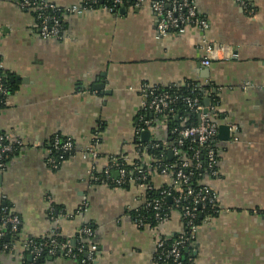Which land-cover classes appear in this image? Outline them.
Returning <instances> with one entry per match:
<instances>
[{"label": "crops", "instance_id": "1", "mask_svg": "<svg viewBox=\"0 0 264 264\" xmlns=\"http://www.w3.org/2000/svg\"><path fill=\"white\" fill-rule=\"evenodd\" d=\"M52 1L63 8L84 2ZM154 1L117 12L96 7L68 14L60 40L35 35L33 16L17 0H0V61L13 85L0 111V132L26 143L0 173V206L9 205L21 219L18 248H0V264H27L31 257L26 262L22 242L56 226L73 238L84 222L95 228L96 264H156L157 230L141 228L135 218L144 191L89 178L93 166L101 171L113 157L134 156L144 84H212L218 96L214 119L229 128L219 130V175L209 179L220 210L198 230L195 264H264V0H249L251 13L236 0H194L209 27L162 38L150 8ZM208 45L224 50L204 66ZM56 136L71 137L76 150L52 167L46 147ZM96 136L99 157L84 158L81 152ZM111 174L118 176L117 170ZM84 200L88 208L79 216ZM52 209L62 216L55 220ZM181 231L178 210L158 226L167 237ZM42 264L78 262L59 257Z\"/></svg>", "mask_w": 264, "mask_h": 264}, {"label": "built area", "instance_id": "2", "mask_svg": "<svg viewBox=\"0 0 264 264\" xmlns=\"http://www.w3.org/2000/svg\"><path fill=\"white\" fill-rule=\"evenodd\" d=\"M248 13L252 12L249 0H236ZM19 7L26 11L35 12L32 32L42 38H56L63 40L64 26L63 18L68 14H83L87 10L96 7L106 8L117 12L121 7L134 6L136 8L144 5L145 0H113L112 5L102 4L95 6L98 0H84L81 6L60 7L52 0H17ZM95 6V7H94ZM150 8L157 16L156 35L158 38L168 36L172 33H183L189 27H198L206 30L209 23L201 16L194 0H157ZM224 48L217 45H208L206 50L208 56L202 61L204 66L211 65V59L215 58L218 50ZM235 56V55H234ZM3 66L0 63V97L6 96L4 87ZM172 87V86H170ZM192 91L201 88V85L191 84ZM214 91V90H213ZM212 91L205 93V100L211 101ZM7 100V99H6ZM6 100L3 105H6ZM187 114L197 116L198 124H188V117L175 115L180 120V125L168 132L167 119L169 112L173 111L171 98L168 92H162L160 88L150 84H144L141 88V110L137 126L135 128L134 156L127 154L111 158L110 165L104 170L98 171L94 166L89 171L92 183L99 181L95 172L105 173L104 184L111 187H123L136 185L145 194V204L154 212L156 225L145 217H137L136 223L141 228L149 227L157 230L155 236L156 264H194V256H184V249H188L196 240V235L201 224L210 221L212 214L219 212V200L216 191L211 186L209 179L219 175L218 163L220 160V146L218 142L220 123L215 120L214 112L217 103L208 105L201 102L198 97L184 98ZM2 104V103H1ZM2 107L0 106V111ZM148 115L150 118H148ZM162 115L163 119L157 122L152 119ZM187 115V116H188ZM152 117V118H151ZM158 130L166 132V136H160ZM149 131L151 138L145 142L142 133ZM169 134L173 135V141L169 140ZM98 142L96 136L93 143L82 152L84 158H98ZM26 143L19 137L0 132V173L6 171L8 163L1 160L4 157L18 152L25 147ZM34 147H39L36 143ZM49 154L48 164L56 167L53 151L60 152L63 156L75 153L76 146L71 137L56 136L47 144ZM172 152L170 158L169 153ZM130 166V167H128ZM113 170H117L118 176L113 178ZM195 171H201L202 177L197 182L191 183ZM161 178V183H156V178ZM196 185V186H195ZM160 190L158 197H151V192ZM171 200L174 207L179 209L181 216L182 231L169 242V237L158 232V226L166 223L171 211H167L166 200ZM88 203L82 202L76 214L81 216L87 211ZM175 209V210H176ZM52 209L53 218L57 220L62 214ZM21 219L9 206L1 209L0 213V239L7 230L13 234L17 241L21 237ZM94 228L89 222H84L73 238H65L59 226H56L48 236H42L39 240L35 238L22 242L25 254L31 257L29 264H36L40 258H70L78 264H96L99 248L93 242ZM18 246L5 244L3 250L14 252ZM25 255L22 254V257Z\"/></svg>", "mask_w": 264, "mask_h": 264}, {"label": "trees", "instance_id": "3", "mask_svg": "<svg viewBox=\"0 0 264 264\" xmlns=\"http://www.w3.org/2000/svg\"><path fill=\"white\" fill-rule=\"evenodd\" d=\"M130 1L133 2L134 0H130ZM112 3H113V0H98V3L94 4V5L95 6L102 5V4L112 5ZM28 12L33 16V19H34L35 12H32V11H28ZM0 63H1V61H0ZM2 72H3V75H4V87L6 88V91H7L6 96L0 97V106L3 108L4 107L3 104L5 103V100L13 92V85H11L9 76L5 72L4 69L2 70ZM160 90L162 92H164V91L168 92L170 94L171 98L173 99V103H172L173 111L171 113L169 112L168 119H167V129H168L169 133H170L171 130H173L174 128H176V127H178L180 125V120L177 121L175 119V115H178L180 117H185V116L188 117L189 118V123L188 124H198V119H197L196 115H193V114L188 115L187 114L186 104H185L184 98L189 97V96L198 97L201 100V102L204 103L205 102V93L208 90H211L212 91V95H211L212 103H218V96H217L216 93L213 92L214 86L212 84L203 86L201 88H196V90H193V91H192V87L191 86H188V87H177V86L170 87V86H168L167 88L160 89ZM148 118H150L149 115H148ZM163 118H165V117H163L162 115H159L157 117L154 116L152 119H154V120L156 119L157 122H160V120L163 119ZM173 138H174V136L169 134V140L171 142L173 141ZM136 143H137V141H136ZM16 153H13V154L9 155L8 157H4L1 161L4 162V163H9L10 159ZM53 156H54L55 161H57V162H58V160L61 159L60 152H58L56 150L53 151ZM66 157L67 156H63V158H66ZM128 167H130V166H128ZM202 175L203 174L201 173V171H195V173H194V175L192 177L191 183L194 185L197 182V178H199L200 176L202 177ZM95 176L100 178L99 181L96 182V183L104 184V182H105V173L104 172H95ZM111 186H114V185L111 184ZM159 191H160L159 189L152 191L150 193L151 197L154 198V197L160 196ZM4 206H5V204L0 206V213H1V209ZM6 206H9V205L6 204ZM166 208H167L168 212L171 211V210H175L176 209L174 207V203L171 200H168V199L166 200ZM176 210L180 211L179 209H176ZM218 213L219 212L213 213L212 216H216ZM142 216L145 217L147 220H149V222L151 221L153 226L156 225L155 220H154V212H153V210L151 208H147L145 206L138 208L135 211V218L142 217ZM7 231L8 232L6 233V235L2 239H0V248L1 249H3L5 244H8V245L12 246L16 242V240L13 237V234L10 233L9 230H7ZM48 235H45V237L48 236ZM176 236L169 237V242H171L174 238H176ZM41 237L35 238V239L39 240ZM183 251H184V256H186L187 254H192L194 256L193 245L190 246L188 249H184ZM27 257H28V255L26 254V258H25L26 262H28V260H27L28 258ZM47 259H48V257L40 258L39 260L36 261V264H42ZM193 262L195 264V261H193ZM27 264H29V262Z\"/></svg>", "mask_w": 264, "mask_h": 264}, {"label": "water", "instance_id": "4", "mask_svg": "<svg viewBox=\"0 0 264 264\" xmlns=\"http://www.w3.org/2000/svg\"><path fill=\"white\" fill-rule=\"evenodd\" d=\"M104 87H105L104 84H97L96 86H94V88H96L97 90H102V89H104ZM205 104L208 105L209 104V100H205ZM219 130H220V132L228 131L229 130L228 125H221L219 127ZM141 137H142L143 141L147 142V141L150 140L151 134H150L149 131H145V132L142 133ZM225 139H227V138H225ZM169 155H170V158H171L172 157V152H170ZM50 259L52 260L53 258H50Z\"/></svg>", "mask_w": 264, "mask_h": 264}]
</instances>
